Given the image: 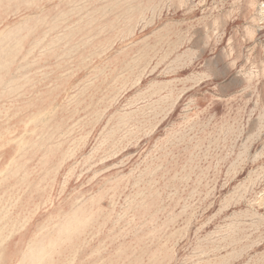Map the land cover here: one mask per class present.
<instances>
[{
  "label": "rangeland",
  "instance_id": "obj_1",
  "mask_svg": "<svg viewBox=\"0 0 264 264\" xmlns=\"http://www.w3.org/2000/svg\"><path fill=\"white\" fill-rule=\"evenodd\" d=\"M0 264H264V0H0Z\"/></svg>",
  "mask_w": 264,
  "mask_h": 264
}]
</instances>
